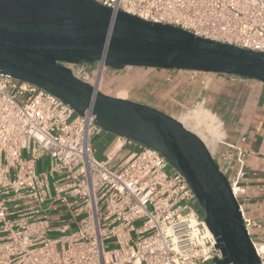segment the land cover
<instances>
[{
  "label": "built area",
  "instance_id": "built-area-1",
  "mask_svg": "<svg viewBox=\"0 0 264 264\" xmlns=\"http://www.w3.org/2000/svg\"><path fill=\"white\" fill-rule=\"evenodd\" d=\"M94 1L113 14L264 53V0ZM80 64L63 65L88 83ZM102 133L91 108L79 115L37 86L0 74V264H216L215 238L182 174L158 151L122 138L96 159L92 141ZM126 145L133 149L121 157ZM224 145L230 151L210 155L264 264L261 224L245 214L239 184L246 150ZM41 159L47 169L37 173ZM51 212L66 216L54 228Z\"/></svg>",
  "mask_w": 264,
  "mask_h": 264
},
{
  "label": "water",
  "instance_id": "water-1",
  "mask_svg": "<svg viewBox=\"0 0 264 264\" xmlns=\"http://www.w3.org/2000/svg\"><path fill=\"white\" fill-rule=\"evenodd\" d=\"M101 62L238 76L264 84V53L144 21L94 0H0V74L44 90L77 114L91 108L103 132L158 151L182 174L215 238L216 264H259L228 180L205 143L168 114L113 97L63 64Z\"/></svg>",
  "mask_w": 264,
  "mask_h": 264
},
{
  "label": "rangeland",
  "instance_id": "rangeland-1",
  "mask_svg": "<svg viewBox=\"0 0 264 264\" xmlns=\"http://www.w3.org/2000/svg\"><path fill=\"white\" fill-rule=\"evenodd\" d=\"M101 66V63L88 64L81 63L80 75L87 77L88 83L94 86V76ZM78 68V69H79ZM99 78L100 83L97 91L103 94L125 98L141 104L156 108L174 119L181 121L186 129L195 133L210 149L215 145H222L226 142L223 137L226 131L231 127L228 121H223L224 109L221 106L225 98L230 100L231 105L237 96H243L242 85L230 81L224 75H213L203 72L176 70L162 71L159 69L126 67L122 70H112L103 67ZM213 77L215 88L212 90V96L218 97L214 102L204 101L209 94V78ZM218 100V102H217ZM212 101V100H211ZM200 110L208 112L213 118L221 123V130H217L212 123L207 120ZM226 120V119H225ZM104 145H100L101 150ZM212 150V149H211ZM47 169L46 159L36 162L35 171L43 172ZM172 172V170H167ZM60 211V209H58ZM66 218L65 215H58L51 212L49 215L51 227L60 225V219ZM140 222L136 223L139 226ZM74 227V225H73ZM58 233H50L51 238L57 237Z\"/></svg>",
  "mask_w": 264,
  "mask_h": 264
},
{
  "label": "crops",
  "instance_id": "crops-1",
  "mask_svg": "<svg viewBox=\"0 0 264 264\" xmlns=\"http://www.w3.org/2000/svg\"><path fill=\"white\" fill-rule=\"evenodd\" d=\"M89 66L92 65L88 64ZM102 68H98V74L95 79V90L99 88L100 72ZM162 71H176L165 70ZM102 74V73H101ZM219 75L214 73H208ZM221 75V74H220ZM230 81L242 85L243 96H237L231 105H226L225 102L230 103L226 98L222 100L221 106L224 109L223 121H228L231 126L226 131V142L222 145H215L208 150L213 155H218L222 152L230 151L224 144H236L246 150L244 158L243 177L240 179V186L244 190L243 194V208L245 214L261 224V229L256 231L260 239H264V84L253 79L234 78L224 75ZM213 77L209 78V94L204 98V101L214 102L218 97L212 96V90L215 88ZM98 90V89H97ZM212 100V101H211ZM218 102V100H217ZM202 115L209 120L217 130H221V123L211 116L208 112L200 110ZM226 119V120H225ZM185 121V117H181V123ZM118 137L103 132L101 135L93 138L92 144L95 149V157L98 160H103L105 153L111 149ZM100 145H104L99 150ZM132 146H124L120 156H125L127 151H131ZM237 166L232 167V175L236 172Z\"/></svg>",
  "mask_w": 264,
  "mask_h": 264
},
{
  "label": "bare ground",
  "instance_id": "bare-ground-1",
  "mask_svg": "<svg viewBox=\"0 0 264 264\" xmlns=\"http://www.w3.org/2000/svg\"><path fill=\"white\" fill-rule=\"evenodd\" d=\"M101 63V62H100ZM99 66H100V64H99ZM103 64L101 63V66H100V69L102 68V70H101V72H100V76H101V73H102V71H103ZM97 74H98V70H97V72H96V74H95V76H94V87H95V79H96V76H97ZM97 89H98V87H97ZM96 89V90H97ZM181 123V122H180ZM182 124V123H181ZM183 125V124H182ZM184 126V125H183ZM185 127V126H184ZM208 147V146H207Z\"/></svg>",
  "mask_w": 264,
  "mask_h": 264
}]
</instances>
